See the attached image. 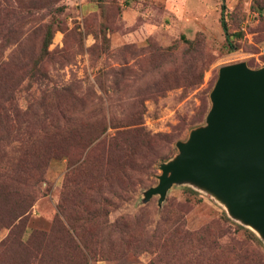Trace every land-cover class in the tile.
<instances>
[{
  "label": "rangeland",
  "instance_id": "obj_1",
  "mask_svg": "<svg viewBox=\"0 0 264 264\" xmlns=\"http://www.w3.org/2000/svg\"><path fill=\"white\" fill-rule=\"evenodd\" d=\"M47 23L58 28L29 78ZM240 62L264 66V0H0V264L39 252L41 264H264L256 234L209 194L178 184L142 201L204 124L218 68ZM128 123L144 138L121 145L120 192L105 165L119 158L97 142Z\"/></svg>",
  "mask_w": 264,
  "mask_h": 264
},
{
  "label": "water",
  "instance_id": "obj_2",
  "mask_svg": "<svg viewBox=\"0 0 264 264\" xmlns=\"http://www.w3.org/2000/svg\"><path fill=\"white\" fill-rule=\"evenodd\" d=\"M208 100L204 124L175 142L176 155L158 165L157 183L142 201L157 196L160 205L172 185H190L264 245V66L219 67Z\"/></svg>",
  "mask_w": 264,
  "mask_h": 264
},
{
  "label": "trees",
  "instance_id": "obj_3",
  "mask_svg": "<svg viewBox=\"0 0 264 264\" xmlns=\"http://www.w3.org/2000/svg\"><path fill=\"white\" fill-rule=\"evenodd\" d=\"M15 1L20 2V0H15ZM223 9H224V7H223V5H221V15H220V18H219V24H220L221 30L223 32L225 43H226V46H227L228 50H233L234 47H233V45L231 43V39H230V37L232 35L229 34L228 31H227V26H226V23H225V20L223 18V14H222V10ZM57 28H58L57 26H54V25H52L50 23L44 24L43 30H42L43 34L41 36V43H40L39 51H38V54H37V59H35L29 66H27L28 61L25 64H22L25 67L24 68V74L26 76H28L29 78L34 76V73L42 66V64H44V61L48 57L49 52L47 51V47L50 44L52 33ZM181 39L185 43L190 44L188 41L184 40L183 38H181ZM62 119L63 118L60 117V120H62ZM64 121H66V120H64ZM128 126H129V123L122 125L121 127H125L124 129L116 131L113 134V136H111L110 138L102 137L97 142V144H99V145L100 144L105 145V148H102V151L106 152L107 154H113L115 157L119 158L117 160L115 159V161L114 160L110 161V158H109L105 162V165H106V168L110 170V172L114 171V170L116 171V174L114 176H116V175L119 176V177H116V178H113L114 177L113 176L112 179H113V182H114L113 184L115 186V189H117L120 192H124L125 189H127V190L129 189L130 177H129L128 174H125V171H122L121 168H123L125 166L124 162L128 161L127 159L132 154V152H130V155H129V157L127 159H124V160L120 159L119 156L122 153L121 145L126 144L127 141H135L136 139L141 138V137L144 138V135L141 133L140 130H138V128H130L129 129ZM63 133L65 135L73 136V134L71 132H68V131H64ZM102 133L103 132L96 133V134L95 133H90L91 137H89V139L86 142H84L83 146L81 145L79 149L83 150L92 141L98 139ZM78 134L79 133H77V132L75 133L76 136ZM87 134H89V133H87ZM53 136L56 138V137L60 136V133L58 131H55L53 133ZM63 150H65V149H56L55 153L56 152H62ZM34 168H36V169L38 168L39 169L38 166H35ZM0 170H1V168H0ZM0 179H1V176H0ZM0 187H2V186H0ZM25 189H27L26 186H25ZM32 190H33V185H32ZM34 192H35V190H34ZM22 198H23V196H22ZM22 198L19 201L16 199V203H15L14 210H15V213L19 214L18 216H20L21 214H23V212H25L27 207L30 206L29 202H31V199L29 200L28 197L27 198H23V199ZM69 230L70 229H67V230L63 229L62 231H63V235H65L66 249H67L68 253H73L77 249V245H76V243L73 240L74 238L70 236ZM71 231H73L75 233L74 229H72V228H71ZM169 237L174 238L172 234H170ZM249 237L252 239V241L257 242L258 244H260L259 241L251 233H250ZM76 238H78L77 235H76ZM149 246H152V243H150ZM84 247H87L86 244L84 245ZM35 262H36V264H41L43 262V257H42L40 252L38 253V256L36 255L35 261L32 260V264H35ZM69 262H70V260H68V263Z\"/></svg>",
  "mask_w": 264,
  "mask_h": 264
}]
</instances>
